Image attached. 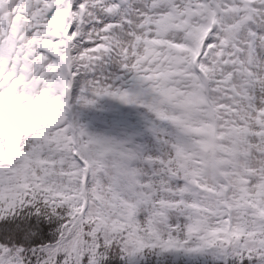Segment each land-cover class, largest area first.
<instances>
[{"label": "snow or ice", "instance_id": "obj_1", "mask_svg": "<svg viewBox=\"0 0 264 264\" xmlns=\"http://www.w3.org/2000/svg\"><path fill=\"white\" fill-rule=\"evenodd\" d=\"M0 264H264V0H0Z\"/></svg>", "mask_w": 264, "mask_h": 264}]
</instances>
